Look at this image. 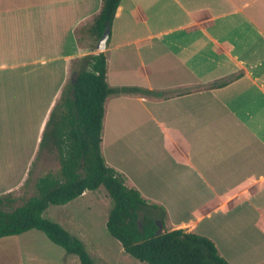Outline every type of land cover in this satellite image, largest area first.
<instances>
[{"label": "crops", "instance_id": "obj_1", "mask_svg": "<svg viewBox=\"0 0 264 264\" xmlns=\"http://www.w3.org/2000/svg\"><path fill=\"white\" fill-rule=\"evenodd\" d=\"M101 7L0 0V197L42 176L46 123L99 53ZM104 53L111 88L160 94L106 99L105 163L165 210L164 231L209 238L229 264H264V0H121ZM50 243L36 230L1 238L0 264H80Z\"/></svg>", "mask_w": 264, "mask_h": 264}, {"label": "trees", "instance_id": "obj_2", "mask_svg": "<svg viewBox=\"0 0 264 264\" xmlns=\"http://www.w3.org/2000/svg\"><path fill=\"white\" fill-rule=\"evenodd\" d=\"M120 1L102 0L92 24L98 41L106 28L110 29ZM84 60L85 67L69 84V96L64 93L53 107L40 144V151H56L59 170L39 177L35 195L19 206L10 211L0 209V239L41 231L66 254L76 256L80 264H93L82 241L43 213L49 206L65 205L85 191L103 187L112 200L106 228L134 259L147 264H229L209 238L183 229L164 231L165 210L146 202L136 189L128 187L123 174L105 163L100 144L106 99L120 94H160L138 87L111 88L106 82L104 51ZM14 201L9 195L0 197V205Z\"/></svg>", "mask_w": 264, "mask_h": 264}, {"label": "rangeland", "instance_id": "obj_3", "mask_svg": "<svg viewBox=\"0 0 264 264\" xmlns=\"http://www.w3.org/2000/svg\"><path fill=\"white\" fill-rule=\"evenodd\" d=\"M35 169L36 176L45 175L46 173H57L59 170L57 154L54 151L43 148L38 157ZM26 187L24 193H20L19 195L16 193L10 194L9 196L15 198V201L6 205H0V209L10 211L19 206L22 201L34 196L35 189H31V186ZM111 207V198L106 190L100 187L96 191L89 193L86 197L64 206H49L44 211L43 217L58 223L71 235H75L77 238L79 237L85 244L86 250L90 253L91 259L94 260L95 264H100L101 261L105 262L103 257L97 256L99 250H105L107 252L109 264H147L134 259L124 252L119 253L122 250L121 245L109 234L106 228ZM223 228L225 230V225H223ZM37 232L46 240H49L45 237L46 235L44 233L41 231ZM41 240L39 239L40 242ZM50 244L54 251L51 252L54 253V257L59 261L60 255L65 254L64 250L52 242ZM70 258L77 260L76 257L71 255Z\"/></svg>", "mask_w": 264, "mask_h": 264}, {"label": "water", "instance_id": "obj_4", "mask_svg": "<svg viewBox=\"0 0 264 264\" xmlns=\"http://www.w3.org/2000/svg\"><path fill=\"white\" fill-rule=\"evenodd\" d=\"M108 38H109V28H106L101 39L97 43V50L99 52H103L106 49ZM158 234H161V230H158Z\"/></svg>", "mask_w": 264, "mask_h": 264}]
</instances>
